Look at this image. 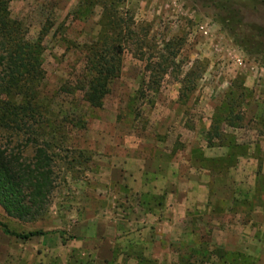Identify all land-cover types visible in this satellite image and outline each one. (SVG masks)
<instances>
[{
  "label": "rangeland",
  "instance_id": "1",
  "mask_svg": "<svg viewBox=\"0 0 264 264\" xmlns=\"http://www.w3.org/2000/svg\"><path fill=\"white\" fill-rule=\"evenodd\" d=\"M80 1L0 0V19L9 20L6 33L10 42L6 44L0 30V98L14 97V90L8 86V76L13 74L7 68L10 51L26 57L27 63L29 57L39 58L34 69L39 72V86L33 102L44 104L34 117L28 95H19V102L27 99L28 104L21 108L18 120L3 122L0 147L20 158H31L42 128H46L48 140L54 135L57 140L64 136L62 147L53 142L50 146L55 188L47 212L26 221L10 217L0 206V264H110L109 260L96 259L93 251L98 244L87 238L95 234L97 217L108 214L114 218L116 208L125 209L119 219L127 220L132 215L130 206L115 196L126 188L110 179L112 169L106 159L155 154L157 140L167 131L173 133V124L180 127L183 119L188 124L197 120L203 123L210 102L220 108L230 90L249 96L239 107L243 118L256 104L254 90L264 94V56L243 50L237 42L242 35L238 33L255 28L264 47V0H107L118 4V16L132 21L140 38L148 33L149 39L141 46L135 37L120 38L122 45L114 53L119 75L104 96L103 106H94L90 113V92L86 93L91 86L92 64L88 61L93 55L96 60L94 48H102L99 33L104 10L90 5L101 0L82 2L78 9ZM225 16L231 20V29L220 22ZM40 42L39 48L31 47ZM164 67L167 74L163 77ZM20 78L22 83L27 73ZM246 80L250 87L245 85ZM196 109L206 111L200 115ZM38 115L44 118L41 124ZM74 115L86 117L87 126L61 123L66 116L70 120ZM59 124L62 129L57 128ZM107 209L111 213H105ZM214 220L210 219L203 230L192 231L218 241L226 231L220 232ZM230 230L237 235L240 229L234 226ZM34 231L45 234L29 240L17 236ZM234 235L227 237L231 243L224 247L249 258L229 259V264H264L263 241L258 247L245 245L250 251L260 248L259 257L254 258L247 250L237 248ZM173 247L186 253L185 243ZM139 264H179V260L145 259Z\"/></svg>",
  "mask_w": 264,
  "mask_h": 264
},
{
  "label": "crops",
  "instance_id": "2",
  "mask_svg": "<svg viewBox=\"0 0 264 264\" xmlns=\"http://www.w3.org/2000/svg\"><path fill=\"white\" fill-rule=\"evenodd\" d=\"M248 80L245 85L250 87ZM261 84L263 87L264 82ZM254 91L256 104L244 120L223 123L220 136L209 135L217 112L216 103L211 101L203 123L197 120L188 124L183 119L180 127L173 124V133L167 131L157 140L155 154L106 159L112 169L110 179L126 188L115 192V196L130 206L132 216L119 219L125 209L116 208L114 218L108 214L97 217L95 234L87 238L98 244L93 251L96 259L109 260L110 264L179 260L181 252L173 245L189 242L194 237L192 230H203L210 219L218 221L220 232L227 233L214 244L230 245L227 237L234 235L230 228L236 226L240 229L234 235L237 248L259 257L260 248L250 251L245 246L258 247L264 242V94ZM206 110L195 111L201 115ZM234 200L254 205L237 208L234 214Z\"/></svg>",
  "mask_w": 264,
  "mask_h": 264
},
{
  "label": "trees",
  "instance_id": "3",
  "mask_svg": "<svg viewBox=\"0 0 264 264\" xmlns=\"http://www.w3.org/2000/svg\"><path fill=\"white\" fill-rule=\"evenodd\" d=\"M82 2H90L89 0H82ZM82 2L80 1L78 9L82 7ZM93 2V1H92ZM90 5H97L103 8L102 17V29L99 33V44L102 48L95 49V55L88 61L91 62V81L90 88L86 95L89 93V107L90 111H93L94 106L102 107L103 98L106 96L110 89L109 87L113 83L114 79L119 75L120 65L116 63V57H114L115 50L117 46L122 45L120 38L125 35V40L130 37L137 39L138 45H147V39H149V34L146 33L142 38L135 29H133L132 21H126L125 18L118 16L116 2H108L107 0H101L92 3ZM95 5V6H96ZM109 11L111 13H109ZM239 21V20H238ZM223 26L227 29H231V20L226 16L220 21ZM9 20L7 17L0 19V30L8 43V33L6 29L9 28ZM128 30V31H126ZM233 30V29H232ZM249 32L238 33L240 39L236 40L238 45L245 51L257 55L264 56V47L257 38L261 35L255 28L248 29ZM126 33L124 34V32ZM247 31V30H245ZM115 40V43H113ZM110 41L111 45L107 42ZM118 43V44H117ZM136 43V42H135ZM24 46V43H19ZM98 44V45H99ZM34 45V46H33ZM40 43H32L33 48H39ZM19 55V56H18ZM15 56L9 51L8 54V66L13 72L12 75L8 76L10 83L8 86L12 88V94L14 97L9 100H4L0 98V127L4 121L18 120L20 114H22V109L28 104L32 115L36 117V113L40 106H43L42 102L34 103L33 100L37 98L36 92L39 86V72L35 71L36 66L39 65V58L36 56L28 58V63L25 61L27 58L18 54ZM92 60V61H91ZM31 61L34 63L32 64ZM264 64V63H263ZM27 66L29 68H27ZM151 67V65H150ZM149 67V68H150ZM163 77L167 74V68H163ZM27 73V79L21 83L20 75H25ZM0 79H2L0 77ZM21 83V84H20ZM243 83L241 87L243 88ZM245 90V89H243ZM28 95L24 103H20L17 98L19 95ZM228 98L221 105L217 107V112L213 118V126L209 135L220 136V130L223 123L225 124H235L236 122L243 121V111L239 110L241 104H244L245 98L249 96L244 91H239L237 94L230 90L228 92ZM25 111V110H24ZM91 113V112H90ZM89 113V116L91 114ZM88 115V114H87ZM82 115V116H87ZM40 118L39 124L43 122V117L38 115ZM42 117V118H41ZM15 118V119H14ZM17 118V119H16ZM66 122V124H73L74 127H86L88 119L86 117H81L74 115L72 119H68V116L61 120V123ZM10 126V125H9ZM62 129L61 124L57 128ZM56 128V129H57ZM54 130V132L56 131ZM46 128H42L40 133V140L35 141V146L33 147L32 157H18L14 155L12 151L7 152V150L0 147V206L4 209L7 215L20 220H33L39 216L44 215L50 206V196L55 188V171L53 168L54 156L50 152V146L52 142L57 147H62L64 141V136L61 140L54 138L46 139L44 131ZM57 134V131L56 133ZM211 140V138L209 139ZM62 144V145H60ZM260 197L256 199L259 201ZM254 203L250 201H238L234 200L231 212L235 214L237 208L245 207L248 209L252 207ZM213 212V210H212ZM215 212V208H214ZM3 226V225H2ZM7 231L6 226H3ZM45 234L43 231H34L25 234H18L17 236L29 240L34 236ZM194 237L187 243H185L186 253L181 254L179 259V264H229L232 263L229 259L244 260L249 258L243 252L237 250H230L224 246L214 244L209 236L201 237L199 233L193 231ZM195 235L197 237H195ZM206 235V234H205ZM184 244V243H183Z\"/></svg>",
  "mask_w": 264,
  "mask_h": 264
}]
</instances>
